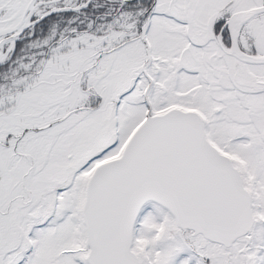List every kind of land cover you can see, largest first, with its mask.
Instances as JSON below:
<instances>
[{"label":"snow or ice","instance_id":"6c2138e0","mask_svg":"<svg viewBox=\"0 0 264 264\" xmlns=\"http://www.w3.org/2000/svg\"><path fill=\"white\" fill-rule=\"evenodd\" d=\"M0 264H264V0H0Z\"/></svg>","mask_w":264,"mask_h":264}]
</instances>
